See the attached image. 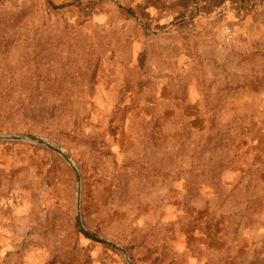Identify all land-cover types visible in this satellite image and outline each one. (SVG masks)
Listing matches in <instances>:
<instances>
[{"label": "rangeland", "instance_id": "374dc122", "mask_svg": "<svg viewBox=\"0 0 264 264\" xmlns=\"http://www.w3.org/2000/svg\"><path fill=\"white\" fill-rule=\"evenodd\" d=\"M158 4L0 0V135L64 149L83 225L134 264H264V11ZM75 216L70 166L0 141V264H127Z\"/></svg>", "mask_w": 264, "mask_h": 264}, {"label": "crops", "instance_id": "0c3cea01", "mask_svg": "<svg viewBox=\"0 0 264 264\" xmlns=\"http://www.w3.org/2000/svg\"><path fill=\"white\" fill-rule=\"evenodd\" d=\"M160 1H162L163 4L146 5L145 7L148 9V11L151 10L152 16H155L158 21H163L169 24L175 19L186 15V12H189V14L192 13L190 16L197 20L203 16L212 19L214 16L219 15L221 16L222 20H224L226 23H229V26L232 28L236 27L237 22L239 25L245 27L248 26V21L251 17H257L263 14L264 11V0H223L226 2V4H223L225 9L222 7V0ZM253 4L256 5V9L253 13H251L250 7ZM201 5L208 6V8L202 9L200 8Z\"/></svg>", "mask_w": 264, "mask_h": 264}, {"label": "water", "instance_id": "95a60500", "mask_svg": "<svg viewBox=\"0 0 264 264\" xmlns=\"http://www.w3.org/2000/svg\"><path fill=\"white\" fill-rule=\"evenodd\" d=\"M0 141L1 142H25V143H30V144H34L37 146H40L42 148H45L53 153H56L57 155H59L72 169L73 173H74V177H75V182H76V216H75V224L78 227V229L81 231V233L96 241L99 242L101 244L110 246L114 249H116L117 251H119L122 256L125 259V262L127 264H134L130 258L128 257V254L126 252L125 249H123L122 247L118 246L117 244L104 239L102 237H100L99 235H97L94 232H91L90 230H88L82 223L81 217H80V174L77 170V168L74 166V163L72 161V158L70 157V155L64 150L62 149L60 146H58L57 144L44 139L42 137L33 135V134H29V133H19V134H10V135H0Z\"/></svg>", "mask_w": 264, "mask_h": 264}, {"label": "built area", "instance_id": "2783aa9c", "mask_svg": "<svg viewBox=\"0 0 264 264\" xmlns=\"http://www.w3.org/2000/svg\"><path fill=\"white\" fill-rule=\"evenodd\" d=\"M226 3V2H225ZM222 38L226 45H230L233 40V34L229 26H224L222 30Z\"/></svg>", "mask_w": 264, "mask_h": 264}]
</instances>
